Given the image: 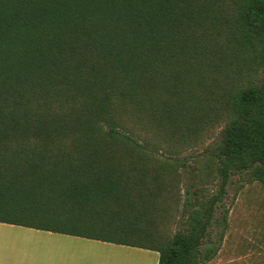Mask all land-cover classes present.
Masks as SVG:
<instances>
[{"label":"trees","instance_id":"16d2710c","mask_svg":"<svg viewBox=\"0 0 264 264\" xmlns=\"http://www.w3.org/2000/svg\"><path fill=\"white\" fill-rule=\"evenodd\" d=\"M234 176L264 188V0H0V223L207 264Z\"/></svg>","mask_w":264,"mask_h":264},{"label":"rangeland","instance_id":"374dc122","mask_svg":"<svg viewBox=\"0 0 264 264\" xmlns=\"http://www.w3.org/2000/svg\"><path fill=\"white\" fill-rule=\"evenodd\" d=\"M210 141L208 139L205 145ZM203 152L202 146L188 154L196 156ZM190 164L192 169L199 166L194 162ZM217 184L214 181L209 185L210 195L216 193ZM225 210L228 211L226 220L223 218ZM205 244L211 248L219 246L217 255L207 264H264V188L259 183L245 184L239 176L231 178L224 205L215 212ZM4 250H7L6 255L14 253L10 263L17 257L26 264L34 256L37 264L159 262L156 252L36 230L10 233L0 229V252Z\"/></svg>","mask_w":264,"mask_h":264},{"label":"crops","instance_id":"0c3cea01","mask_svg":"<svg viewBox=\"0 0 264 264\" xmlns=\"http://www.w3.org/2000/svg\"><path fill=\"white\" fill-rule=\"evenodd\" d=\"M0 229L1 230H4V231H7V232H10V233H21L22 231H26V230H36V229H32V228H27V227H22V226H17V225H11V224H5V223H0ZM36 231H39V230H36ZM47 232V231H45ZM52 233V232H50ZM53 234H56V233H53ZM58 235H62V234H58ZM66 236H69V235H66ZM72 237H75V236H72ZM80 238V237H78ZM84 239V238H82ZM90 240V239H88ZM96 241V240H94ZM101 242V241H99ZM102 243H105V242H102ZM111 244V243H109ZM7 250H4L3 252H0V264H23V262H21L17 257H15L16 259H13L14 262H11L10 263V260L12 257H14V253L11 252L9 255H6ZM26 264H37L36 263V259H35V256L34 258L26 263Z\"/></svg>","mask_w":264,"mask_h":264}]
</instances>
